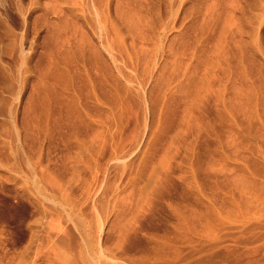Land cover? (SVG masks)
Listing matches in <instances>:
<instances>
[{"label":"rangeland","instance_id":"374dc122","mask_svg":"<svg viewBox=\"0 0 264 264\" xmlns=\"http://www.w3.org/2000/svg\"><path fill=\"white\" fill-rule=\"evenodd\" d=\"M77 24L105 69L45 83ZM220 48L255 100L216 96ZM261 70L264 0H0V264H264Z\"/></svg>","mask_w":264,"mask_h":264},{"label":"bare ground","instance_id":"6f19581e","mask_svg":"<svg viewBox=\"0 0 264 264\" xmlns=\"http://www.w3.org/2000/svg\"><path fill=\"white\" fill-rule=\"evenodd\" d=\"M104 22H106V21H103V22L99 21L98 22L99 24H98L97 28L96 29L94 28L95 34H97V36L100 39V42H102V44L105 46L106 50L111 54V57H112V54L114 55V53H112L113 50L111 49V45L106 41L108 38L106 39V36L104 38V35H106L105 33L106 32L108 33V31H106V23H104ZM60 25L57 23H54V24H52L51 27H53L52 28L53 31H54V29H56V31H54V32L59 31V34H60V31L64 30L62 28L63 26L61 25L62 26L61 27ZM65 26H67V24ZM111 28L113 29V30L111 29V32L113 31L115 33V35H117V39H118V35L120 34V32H119L117 26L114 27V24H113V26ZM55 34H57V33H55ZM62 37L63 38L60 37L61 38L60 46L57 47V48H60V47L61 48L56 51L58 57H56L55 62L51 63L47 74L44 76L43 80L45 83L48 82L49 80H51L50 79L51 77H53L54 80H59L58 78L61 79V75H63V73L61 74V72H60L59 64L62 61L64 62L65 65L69 64L71 67L72 61L75 62L76 60H79L81 58V61H82V59H86L87 61L105 69L104 61H103V59L99 53V50L97 49L96 46H94L92 44V42L90 41V37L85 33L82 26H80L78 24L74 25L70 30H68L66 32L65 36H62ZM87 53L89 54V56ZM75 57H76V60H74ZM216 57H217L216 66L219 69H221L224 76L227 79H229L227 81V83L231 84V88H230V85L228 86V84L226 83V85L217 92L216 96L219 99L223 100L225 105L227 104L228 106H231V101H235V102L236 101H247V100H244L243 97H247L248 95H252V98L254 97L251 101L255 100L256 96H257V92L255 94V87L256 86L254 87V85H253L252 87H248L245 85L246 83H249L252 80L250 73H251V70L254 71V68H256V66L252 65V64H254V62H251L250 59H247L245 54L240 52L239 53V59L240 60L237 63V65L236 66L231 65L232 63H230L229 56H227L226 53L223 52V49H221V48L219 49ZM59 59L62 61H60ZM57 60H59L60 63H58ZM86 60H83L84 63L87 62ZM113 61L116 63V59L114 57H113ZM63 62H62V64H63ZM221 62H224V64L226 65L225 66L226 68L224 67L225 69L222 68ZM248 62L251 64H248ZM115 65H117V64H115ZM85 67H86V65H85ZM86 74L88 75V72ZM258 74L260 75L261 80H262V81H260V87H264V72L261 70V72L259 71ZM183 78H185V76ZM183 78H181V79H183ZM231 78H233V79H231ZM204 79L205 78H203L202 80H204ZM205 80L204 81L207 83L202 81L204 83L203 85H198L199 83L194 82V81L189 83L190 80L187 81L188 84H184V83H182V80H181L178 82V88L181 90L180 92H183L185 94H190V95H192L191 97L193 99L199 100L201 98H204L206 94L213 95V93L210 94L211 86L208 85V78L206 77ZM199 82H200V80H199ZM202 82H200V83H202ZM47 84L49 85V83H47ZM191 84H193L192 87H190ZM195 84H197V85H195ZM48 85L46 86V84H44V87L47 90H50L51 88H49ZM119 87H120L119 81L117 79H114L112 90L116 96L120 95Z\"/></svg>","mask_w":264,"mask_h":264}]
</instances>
